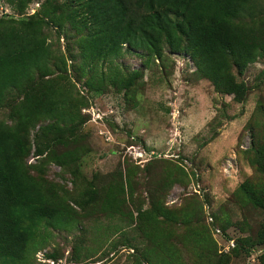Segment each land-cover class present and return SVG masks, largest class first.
Instances as JSON below:
<instances>
[{"label": "trees", "instance_id": "1", "mask_svg": "<svg viewBox=\"0 0 264 264\" xmlns=\"http://www.w3.org/2000/svg\"><path fill=\"white\" fill-rule=\"evenodd\" d=\"M5 1L22 12L33 0ZM260 8V0H42L40 9L25 17L0 18V106L9 108V123L0 119V264H33L52 230L84 232L78 219L93 213L129 219L136 227L144 242L141 248L132 244L129 264H225L208 227L179 232L200 220L199 206L169 207L157 188L146 190L144 206L134 193L129 166L109 176L83 177L79 159L89 145L80 136L85 117L78 106L86 99L72 93L65 56L54 54L47 33L54 29L65 36L70 71L86 91L108 85L125 90L131 84L136 70L123 75L116 68H96L98 63L110 66L125 47L163 67L166 54L185 55L194 64L195 78H206L216 93L244 101L249 87L241 75L264 55V22L254 21ZM256 107L264 126V103ZM246 125L262 180L247 178L237 187L260 208L264 136L251 121ZM30 153L35 162L27 161ZM49 163L68 174L70 187L46 177ZM228 222L220 225L223 231ZM97 227L94 242L121 228ZM256 233L255 239L264 238V224ZM78 240L77 255L83 238ZM258 260L264 264V251Z\"/></svg>", "mask_w": 264, "mask_h": 264}, {"label": "rangeland", "instance_id": "2", "mask_svg": "<svg viewBox=\"0 0 264 264\" xmlns=\"http://www.w3.org/2000/svg\"><path fill=\"white\" fill-rule=\"evenodd\" d=\"M41 2L33 0L19 12L0 0V18L25 17L38 11ZM260 3L262 12L254 19L257 23L264 22V0ZM47 36L54 54L65 56V75L73 82L72 93L86 99L78 106L79 114L85 117L79 126L80 136L89 145V151L79 159L83 177L91 180L96 175L109 176L129 166L134 193L145 201L144 206L150 188H157L169 207L193 209L197 205L200 220L179 232L198 226L200 230L203 224L217 253L227 260L225 264H260L264 238L255 237L264 224V207H254L237 186L247 178L253 183L262 180L246 124L251 121L258 135L264 136L263 120L256 110L259 101L264 103V55L241 75L249 87L244 101L216 93L206 78H195L194 64L185 55L166 54L163 67L153 58L145 60L137 55L139 50L125 51V47L110 66L98 63L96 68H116L123 75L136 70L131 84L125 90L108 85L106 89L86 91L70 71L65 36L54 29H49ZM8 114V106H0V119L9 123ZM34 157L30 153L27 161L35 162ZM45 168L48 179L70 187L68 174L59 166L49 163ZM225 219L229 222L223 231L220 225ZM78 220L84 232L52 230L44 247L35 251L33 264H129L132 244L141 248L144 242L129 219L93 213ZM98 224L121 228L94 242ZM79 237L83 241L77 255L74 246ZM247 237L253 242L248 244ZM85 250H89L86 256Z\"/></svg>", "mask_w": 264, "mask_h": 264}, {"label": "crops", "instance_id": "3", "mask_svg": "<svg viewBox=\"0 0 264 264\" xmlns=\"http://www.w3.org/2000/svg\"><path fill=\"white\" fill-rule=\"evenodd\" d=\"M142 244H143V243H142ZM134 245H136L137 247H139L138 244H134Z\"/></svg>", "mask_w": 264, "mask_h": 264}]
</instances>
